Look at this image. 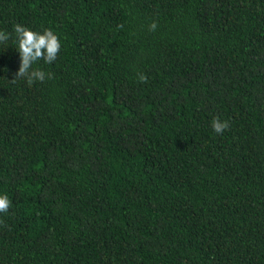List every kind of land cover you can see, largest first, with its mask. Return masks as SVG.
<instances>
[{"label":"trees","instance_id":"16d2710c","mask_svg":"<svg viewBox=\"0 0 264 264\" xmlns=\"http://www.w3.org/2000/svg\"><path fill=\"white\" fill-rule=\"evenodd\" d=\"M16 23L61 48L29 84L0 44V264H264V0H0Z\"/></svg>","mask_w":264,"mask_h":264},{"label":"clouds","instance_id":"9594fccd","mask_svg":"<svg viewBox=\"0 0 264 264\" xmlns=\"http://www.w3.org/2000/svg\"><path fill=\"white\" fill-rule=\"evenodd\" d=\"M149 27L154 29L156 25L153 22ZM10 39L19 56V66L13 77L23 78L29 84L37 80L44 81L46 73L33 65L38 60L47 64L56 59L61 48L57 34L48 28L35 30L16 23L13 25L11 33L0 29V44L8 42ZM47 77L50 79L51 73H47ZM140 78L144 79L142 75ZM211 127L214 132L220 133L228 127V121L214 117L211 120ZM9 206L8 196L0 193V213L6 212Z\"/></svg>","mask_w":264,"mask_h":264}]
</instances>
